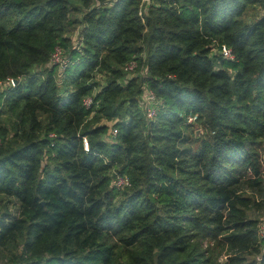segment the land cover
I'll return each instance as SVG.
<instances>
[{"label":"trees","instance_id":"16d2710c","mask_svg":"<svg viewBox=\"0 0 264 264\" xmlns=\"http://www.w3.org/2000/svg\"><path fill=\"white\" fill-rule=\"evenodd\" d=\"M148 4L141 17L140 0H0V79H15L0 89V195L18 202L0 247L19 240V264H264L248 214L264 209V0ZM57 44L67 64L44 65ZM132 57L142 77L120 67ZM189 112L208 137L185 133Z\"/></svg>","mask_w":264,"mask_h":264},{"label":"rangeland","instance_id":"374dc122","mask_svg":"<svg viewBox=\"0 0 264 264\" xmlns=\"http://www.w3.org/2000/svg\"><path fill=\"white\" fill-rule=\"evenodd\" d=\"M147 3V2H146ZM144 5V8H146L149 4V2ZM246 11L245 13L243 14V18L247 21H250L252 19H255L257 18L258 16H260L263 12V8L262 6L259 4V3H255V4H249L247 7H246ZM80 12L79 13H72V15H76V16H80ZM76 28L72 31V32H68V33H72L71 35H73V38L75 39L76 35V31H78V25L75 26ZM142 44H145L144 41L141 42ZM63 51H64V48H62ZM54 50V49H53ZM62 55V54H61ZM52 56H53V51L51 52L50 54V57L48 58V61L44 64V65H49L50 63H52ZM125 64V63H124ZM124 64H121L120 67L123 68ZM40 66H43V64H40ZM38 64L34 65L33 66V69H41ZM58 67L59 68H62V66H60V64H58ZM144 66H142V68L140 69H134L133 71L131 72H127L126 73V77L128 76H139V77H142L144 75V69H143ZM124 70V68H123ZM96 75H97V81H98V87L100 86V83L102 81H105L107 79V74L105 72L103 73H100L98 74L96 72ZM145 84H143L144 86ZM41 117V115L39 116ZM185 117V116H184ZM186 120V118H185ZM109 124H111V121H107ZM192 124L190 127H187L185 129V133L188 134L190 136V138L192 140H195L197 139H202L204 137H208V135H206V128H204V125L202 124V121L199 120V119H194L192 121H190ZM2 123L9 129V131L13 130L14 129V125L16 123V116L15 114L11 113L10 111H6L3 113L2 115ZM111 128L109 130V134L107 135H104V138L105 139H108L107 141H109L110 137L113 135L112 132H111ZM213 132V131H211ZM200 139V140H201ZM1 141V140H0ZM196 145H200V141L196 143V141H194L193 143V147H195ZM107 159V158H106ZM128 177V176H127ZM129 180V179H128ZM122 190L126 189V186H123L121 187ZM18 202L15 201V198L13 197H8L6 195H0V215L2 213H4L5 211H9L11 213H17L18 212ZM248 214L251 215V216H255L259 219V222L261 221H264V209L263 208H256V207H252L248 210ZM201 248L202 249H205L206 247H213L216 242L215 240H212L211 238L209 237H204L202 238L201 240ZM20 242L19 240L15 243L13 242H10L9 244L3 246V247H0V264H16V263H19V261L15 260V254L16 253H19L20 252ZM206 254H211L212 257H215L217 258V260L219 262H223L224 259H225V250L222 249V250H218V249H215V251L211 252V250H207L205 252ZM118 255H119V258L117 260V263H126V256H125V253L124 252H121L120 250L118 251ZM250 257H253L250 256ZM257 258V256H255Z\"/></svg>","mask_w":264,"mask_h":264},{"label":"built area","instance_id":"2783aa9c","mask_svg":"<svg viewBox=\"0 0 264 264\" xmlns=\"http://www.w3.org/2000/svg\"><path fill=\"white\" fill-rule=\"evenodd\" d=\"M150 0H140V5L138 9V13L141 17H143V11H144V5L145 3L149 2ZM146 3V4H147ZM143 19V18H142ZM63 47L59 44L55 45L53 50V56H52V63L53 64H60V66H65L68 61L67 55L64 53ZM220 53L227 58H233L234 54L230 47L223 45L220 48ZM62 54V55H61ZM137 67V61L135 58H130L128 61L125 62L123 68L127 72L133 71ZM15 79L11 76H7L4 79H0V89L6 87L9 84H14ZM91 103V95H86L83 97V104L86 106H89ZM157 103L158 98L156 96V93L149 87L144 86L143 87V93L140 95V105L142 106V109L144 110V113L146 115V118L149 120H152L156 115L157 110ZM183 115V114H182ZM186 121L190 122L197 117V113L189 112L187 114H184ZM112 134L116 133V129L112 128ZM85 143V148H86ZM114 184L117 187H123L125 185L129 184V180L127 175L121 174V173H114ZM259 233L264 235V221L259 222L258 224ZM19 264V263H16Z\"/></svg>","mask_w":264,"mask_h":264}]
</instances>
